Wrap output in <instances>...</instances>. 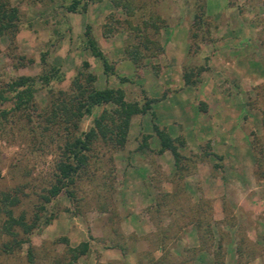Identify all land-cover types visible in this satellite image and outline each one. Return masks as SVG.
I'll return each mask as SVG.
<instances>
[{"label": "rangeland", "instance_id": "obj_1", "mask_svg": "<svg viewBox=\"0 0 264 264\" xmlns=\"http://www.w3.org/2000/svg\"><path fill=\"white\" fill-rule=\"evenodd\" d=\"M6 1L17 8V27L12 38L0 34V89L18 75L35 80L20 109L0 102V192L18 196L13 214L37 219L0 264H28L27 245L32 264H264V0H126L128 10L110 0H79L74 10L66 9L71 0ZM200 10L203 22L191 38ZM85 24L111 72L86 48ZM132 25L162 46L137 65L124 52L140 38ZM241 58L257 64L238 72L231 64ZM50 66L57 71L44 84L36 76ZM184 70L193 82L184 81ZM86 72L94 87L121 84L126 100L150 98V107L130 116L121 147L93 140L71 195L62 189L43 202L72 135L59 117L48 121L50 107ZM181 88L190 89L188 104L176 107L175 119L166 109L156 119L180 154L175 164L169 149L157 151L149 110L167 95L177 100ZM103 107L112 104L93 106L72 133L87 129ZM82 240L87 251L69 262L67 247Z\"/></svg>", "mask_w": 264, "mask_h": 264}, {"label": "trees", "instance_id": "obj_2", "mask_svg": "<svg viewBox=\"0 0 264 264\" xmlns=\"http://www.w3.org/2000/svg\"><path fill=\"white\" fill-rule=\"evenodd\" d=\"M79 0H71L66 5V9L74 10ZM114 6H121L124 9L129 8V3L126 0H110ZM17 8L10 5L6 0H0V34L10 33L11 38L16 31ZM203 22L202 10L198 13H193L192 24L193 28L189 35L194 38L197 33L194 29L201 27ZM154 31L157 26L154 22ZM142 26L146 27V23L142 22ZM135 30L138 38L137 42L129 43L124 48L126 56L134 65L145 55V51L150 50V55H155L162 51V46L155 39H151L141 26H130ZM142 27V28H144ZM85 46L89 52L100 59L102 69L105 73L111 72L112 66L108 62L105 54L100 49L95 37L93 36L89 24H85L84 30ZM102 34L107 36L108 30H103ZM40 60L44 62L43 55H40ZM82 65L87 66L86 61ZM201 67L196 68L195 73H198ZM57 68L50 66V68L38 74L36 77L44 84L49 82V79L55 75ZM192 73L190 70H184L182 76L185 82H193ZM125 79V78H121ZM35 77L30 75H18L16 78L6 82L5 86L0 89V102L5 100L11 101L10 109H20L23 107L31 97L32 84ZM94 75L86 72L83 80L78 76H74L71 80V94L65 99L60 98L59 102H54L50 107V116L47 118L49 122H53L55 117L64 123L68 134H72L68 139L64 140L60 158L55 163L56 173L54 181L45 189L44 193L40 194L43 202H47L51 197L55 196L64 190L68 195H71L69 187L75 181L76 176L86 166L88 162L87 151L91 143L98 136L104 140L110 141L113 146L121 147L125 141L126 131L129 124V118L134 113H143L149 109L150 98H146L141 104L137 101L126 100L124 98L123 89L120 87L104 86L96 88L92 85ZM111 103L110 109L103 107L100 112L92 117L91 125L85 129L80 130L77 134L72 133L78 128V121L85 115L92 112V107L102 103ZM5 109H0V116H4ZM69 129V130H68ZM151 129L158 139L159 147L157 151L169 149L173 156L175 164L179 162L180 154L173 142V138L156 123L151 124ZM259 175L264 177V166L260 170ZM18 202V196L15 193L8 191L0 192V213L4 215V219L0 222L1 232L6 235V238L0 241V254L8 255L17 250L21 243L26 240L25 234L28 233L35 225L37 215L30 222L25 220L22 213L13 214L12 205ZM40 207H42L40 205ZM20 230V232H19ZM88 249V242L82 240L74 246H68L67 250L70 254V261L72 262L80 254H83ZM26 260L28 264H32V252L29 245L26 248Z\"/></svg>", "mask_w": 264, "mask_h": 264}, {"label": "crops", "instance_id": "obj_3", "mask_svg": "<svg viewBox=\"0 0 264 264\" xmlns=\"http://www.w3.org/2000/svg\"><path fill=\"white\" fill-rule=\"evenodd\" d=\"M99 42V41H98ZM181 45H182V43H181ZM164 46V45H163ZM101 50H103L102 49V47H101ZM175 58H177V55H176V57ZM123 61H128V60H123ZM227 62V61H226ZM124 63H128V62H124ZM257 64V61L256 60H250V61H248V60H246L245 58H241V59H234L233 61H232V67L233 68H236L235 70L236 71H240L239 69H241V67H244V66H247L248 64ZM259 63V62H258ZM260 64V63H259ZM127 65H129L130 66V64L128 63ZM167 69H169L168 67H167ZM262 69V68H261ZM115 71H116V67H115ZM245 74L244 75H247V71H246V69H245V72H244ZM262 74H263V72H262ZM162 75L163 76H167L168 75V70H165L164 71V73H162ZM242 74H240V76H241ZM103 81H104V79H103ZM107 84H109V82L107 83ZM117 86H120V87H122L123 88V86L121 85V84H116ZM105 85L104 84H102L101 86H99V88H101V87H104ZM147 89V88H146ZM151 89V92H157V90H160V89H162V88H150ZM184 89L183 88H181V89H179V90H177L176 92H177V94H178V96H177V100L175 99V100H172L171 98H169V96L167 95V96H165V98H163V100L161 101V102H158V104H155V105H153V106H151V108H150V110H149V112H150V116L152 117L151 118V122H150V126H151V124L154 122V123H156L157 125H158V122L156 121V119H160V116H164V115H162L161 114V110L163 111L164 109H166L167 111H168V116H169V120H170V118H171V116H172V118L173 119H175L174 118V114L176 113V107H178V106H185L186 104H188V102H189V99H190V96L187 94V93H189L190 92V89L189 88H187L185 91H183ZM161 91V90H160ZM191 101V100H190ZM162 106V107H161ZM161 109V110H160ZM133 116H134V114H133ZM132 115H131V119H132V117H133ZM173 119H171L172 121H173ZM132 121V120H131ZM130 121V122H131ZM172 123V122H171ZM161 124H163V125H165L166 126V128H167V125H166V123L165 122H161ZM151 137H153V134H151Z\"/></svg>", "mask_w": 264, "mask_h": 264}]
</instances>
